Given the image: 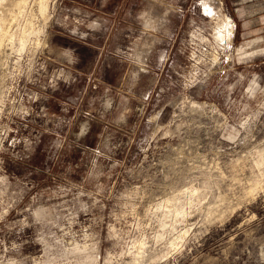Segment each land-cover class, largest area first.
<instances>
[{
	"label": "rangeland",
	"instance_id": "1",
	"mask_svg": "<svg viewBox=\"0 0 264 264\" xmlns=\"http://www.w3.org/2000/svg\"><path fill=\"white\" fill-rule=\"evenodd\" d=\"M0 264H264V0H0Z\"/></svg>",
	"mask_w": 264,
	"mask_h": 264
},
{
	"label": "bare ground",
	"instance_id": "2",
	"mask_svg": "<svg viewBox=\"0 0 264 264\" xmlns=\"http://www.w3.org/2000/svg\"><path fill=\"white\" fill-rule=\"evenodd\" d=\"M225 26V25H224ZM225 30L226 32L229 34V36H231L230 34L232 33V25L229 23L227 24V26H225ZM221 33V32H220ZM222 36V34L220 35Z\"/></svg>",
	"mask_w": 264,
	"mask_h": 264
}]
</instances>
